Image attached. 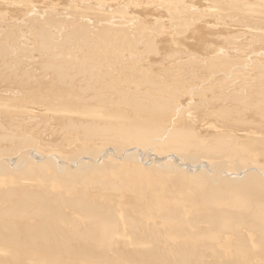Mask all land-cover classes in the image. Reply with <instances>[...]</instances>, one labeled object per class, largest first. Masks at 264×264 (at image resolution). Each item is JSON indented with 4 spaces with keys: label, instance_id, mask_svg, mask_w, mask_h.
<instances>
[{
    "label": "bare ground",
    "instance_id": "obj_1",
    "mask_svg": "<svg viewBox=\"0 0 264 264\" xmlns=\"http://www.w3.org/2000/svg\"><path fill=\"white\" fill-rule=\"evenodd\" d=\"M1 1L3 0H0V2ZM16 1L19 2L18 0ZM16 1L14 0V2ZM28 1L29 0H25V1L23 0L21 2L20 0L21 3H18V5L20 6L22 5V3L25 4ZM30 1L33 2V0ZM45 1L43 2L42 0L40 2V3H44L42 4V6L39 3L38 4L36 3L35 5L36 0L34 2V5H32L30 2V4L29 3L26 4L28 5L27 9L34 11L40 5V7H43L45 9L43 10V12H45V14L47 15L49 12L46 11L48 10H52L50 13L56 14L59 9L62 10L65 7L67 13L69 12L68 14H70V16L72 15L71 17L73 19L74 18L73 16H75L74 13L76 11H79L80 16L84 12V10L89 12L88 15L94 14L96 16L97 14L96 12H98V14L104 12V8L105 9L109 8V10L111 8L114 9L117 6L121 5L122 2L123 6L121 8H124L125 10L124 9L123 10L125 11V13L127 11V13L126 14L121 13L120 11L122 10L119 9V12L121 14L118 16L122 15L121 18L123 19L127 18L129 21H131V26L137 27L139 31L143 30L141 31L142 33L140 34L141 40L142 38L143 39L145 38L143 34L146 33L143 32L144 30L147 29L149 21L152 23H154L155 20L159 21L160 18L158 16L160 14L161 15L164 14L162 11L166 10L167 11L166 14L167 13L169 14V12L171 11V9H168L169 8L168 4L170 5L172 4L173 6L175 5L174 2L175 1L177 2V0L175 1L154 0L155 3H157L156 6L150 7L149 6L150 4L152 3L155 4L153 0L152 1L145 0L148 2L150 1V3L147 2V4H149L148 6L146 5V2L144 3V1L142 0L143 6L146 5L145 7H143L141 6L142 3L140 4V2H142L140 0L138 1L136 0V2H134L135 0L134 1L115 0L116 3L112 2L113 0L111 1L110 0H45ZM180 1L182 2V0H179V2L177 3H180ZM206 1L205 2L203 1V3H206ZM213 1L215 2L216 0ZM218 1L219 0H217L216 4L215 3L213 4L214 6L212 5L214 8L219 3ZM223 1H225L224 5L226 6L227 1L226 0ZM223 1H221V3ZM249 1L251 0H248L247 2L245 0L246 4L253 2V0L252 2ZM255 1L256 0H254V2ZM12 2L10 3L13 5ZM230 2L231 1L228 0V4ZM232 2H234L233 5L235 7V0ZM241 2L242 1H240V3ZM245 2L243 3V5L245 4ZM262 2L260 3L259 1H257L256 3H252L251 5L253 6L254 4H256L255 9L248 8L250 6L247 7L248 12L246 13H248L247 14L248 17L246 18H248L247 21L249 26L247 27L245 23H242V27L240 26V29L246 26L247 28H249L248 30H246L247 34L248 33L249 34L244 35L245 33H243V35L240 36L239 34L237 35V37L254 36L253 37L254 39H251V37L249 39L254 40L255 42L256 38H258L256 37V35L264 31L261 30L262 29L261 26H263L264 29V0ZM10 3L8 1V4ZM65 4H68V6H65ZM113 4L115 6H112ZM165 4H167V6H165ZM209 4L208 3L205 4L204 5L205 8L203 6L200 7H203V9L206 8L211 9L212 7L211 3ZM80 5H83V8H81ZM182 5L183 7L184 6L187 7L186 9L189 8V6L183 4V2ZM207 5L211 7H206ZM224 5L222 8V6L219 7L218 4L217 6L219 9L218 8L216 9L222 12L225 7ZM230 5L231 4H229V6ZM95 6H100L101 10H99V8H95ZM163 6H165V8L166 7L168 8L167 9L163 8L164 10H161L162 13L161 12L160 14L157 13L158 15L157 17L154 16L155 14L152 15V12H150L151 11L150 9L152 8L157 7L160 9ZM147 7L148 8L150 7L149 9L150 11H148ZM258 7L260 8L258 9ZM15 8L16 7H14V9ZM173 8L174 10L176 9L175 7ZM173 8L171 12H173ZM220 8H222V10ZM113 9H111L110 13H114L115 15L117 11L112 12ZM38 10L36 9V13H38ZM202 10H201L202 15L203 14L208 15L209 11L211 13V10L209 9L208 12L207 9L206 11L205 10L202 11ZM217 10H214V14L211 13L209 20H207L208 18H206L207 17L206 15L203 16L205 17L204 21L206 22L210 21V18L215 19V16L217 15L216 14ZM227 10L228 8L226 9V11ZM229 10L228 12H226V14L231 13ZM240 10L241 9H239V11ZM177 11L176 13L173 12L174 16L171 15L173 17L166 19V21L165 18H163L164 21L170 22V19H173L174 17L177 18L179 15L181 16L179 9ZM107 12L108 11L106 10V12L104 13ZM235 12L231 13L232 14V15L230 14L231 16L227 15V17L229 18L231 17L230 18L231 20L237 19L238 21L240 18L239 17L240 12L237 11L238 13L236 14ZM50 13H49L50 16L53 15ZM110 13L108 14L110 15ZM177 13H179L178 16L176 15ZM222 13H225V11ZM243 13H245V11ZM243 13L241 12V14ZM183 14L181 17L178 18L183 19L182 18ZM190 14L188 13L187 16L189 15L193 16L192 19L194 18L193 20L195 22L196 18L198 17L197 14L199 13H197L195 16L193 15V13ZM85 15L86 14H84V16ZM233 15H237V18L236 16H234L235 18H232ZM36 16L38 15L36 14ZM82 16L79 17L78 15H76V19L80 18V21H82L83 20ZM106 16L105 14L101 13L100 17L103 18ZM109 17L111 18V16ZM109 17H106L105 19H109ZM115 17H117V15ZM227 17L225 16V19H227ZM68 18H67L68 19L67 24L68 26H70L69 22L70 21L72 22V19L70 20L69 16ZM86 18L89 19L90 17H86ZM187 18L183 19L184 23L186 22L188 23V21L186 20ZM76 19L75 21H78L80 25V21ZM163 19L160 20V22H157L158 24L155 27L158 28L159 23H161ZM213 19H211V21ZM216 19L217 21L219 20L218 18ZM90 20L92 21L93 18H91ZM103 20H101V22ZM83 21H84L83 23H85V20ZM99 21L100 20H98L97 23L101 24V22L99 23ZM110 21L111 20H109V22ZM179 21L177 23L175 21L176 24L173 22V28H176L178 25L179 26L183 25L182 28L181 27L179 28L178 26L176 29L179 31L180 29H183L186 26L187 27L185 28L186 31L185 29L180 30L179 31L181 35L180 36L177 30L173 28L172 29L174 32H177V34L180 37H183L187 33V30L190 29V28L188 29L187 25L189 24L192 25V23L189 24L186 23L187 25L184 26V24ZM202 21L201 23L200 22L199 23L202 24ZM217 21L215 22L216 24L218 23ZM237 21L234 20L233 21L234 24H237L235 23ZM241 21L242 19L240 18V23ZM60 23H62V21ZM72 23L71 26L69 27L70 29H72L71 28ZM77 23H75V25L78 27H80L83 24L81 22V25L79 26L77 25ZM119 23L120 22H118L117 24L116 22L113 24L114 25L116 24L115 26H117L120 25ZM170 23H172V21ZM215 23H213L212 25H214ZM67 24L64 23L61 26L63 27L64 25L66 26ZM109 24L110 23H108V25ZM124 24L122 23L120 26H123ZM174 24L176 25L175 27ZM206 24L205 27L207 26ZM239 24H237V26L232 25L234 26L233 31L237 29ZM243 24L245 26H243ZM45 25L46 24L43 25V28ZM94 25H96V22L95 24L93 25L91 24L90 26H94ZM114 25L111 26L110 24L109 28L112 27L113 29L116 28L114 27ZM128 25L129 24L127 23V25L125 26L128 27ZM160 25H163V23H161ZM169 25L171 28L172 25L171 24ZM212 25L210 24L208 26H211V29L212 28L216 29L217 25H215V28L214 26L212 27ZM221 25H222L221 27L224 26L223 24ZM56 26L57 25H55V27ZM65 26L64 28H66ZM257 26L258 27L260 26L261 29L258 28ZM40 27H42V25ZM78 27L76 28L78 29ZM84 27L86 29L88 28V26L87 27L84 26ZM221 27L219 26L220 29ZM35 28H37V26ZM43 28L38 27L37 29L39 31L35 30L36 31L35 33L38 32L39 34V37L36 34V36L38 37L37 38L38 39L37 42L39 43L38 46L41 48L39 50L41 52L45 50L42 53L46 54L47 52L46 50H49L50 47L51 49L49 52H51L53 45L50 46V44L52 43H49L51 41L48 42V39L49 38L51 39L52 37H49L50 34L48 33L49 35H47L48 31L46 29L45 31ZM76 28L73 27L72 30L74 31ZM104 28H108V27H104ZM118 28L120 29V27H117L115 29L116 34L119 33ZM231 28L232 27H229L230 30H232ZM52 29H54L53 26ZM62 29L63 28H61V30ZM193 29L195 30V28ZM56 30L57 29H55V31ZM67 30L64 32L65 34L68 33L69 35L71 33L70 32L71 30L70 31ZM87 30H86L87 32L86 34H88L90 30L91 31L94 30V28L93 29L91 28L88 31ZM95 30L98 31V27L95 28ZM95 30L92 31V33L95 32ZM166 30H168V28ZM57 31L56 34L59 32ZM104 31L105 30L103 29L101 30L102 33ZM199 31H200L199 35L205 36L203 31L201 30ZM74 32L77 33L78 30L77 31L75 30ZM83 32L85 31L83 30ZM170 32L171 31H169L168 33ZM35 33H33L34 36ZM111 33L112 32L110 31L108 32L109 35ZM148 33L150 32H147L146 37L149 35ZM189 33L192 34V37H190V39L192 40L190 41H192L193 43V39H194L193 37L196 36L195 35L196 32L194 31L192 33L191 32ZM193 33L195 34L193 35ZM97 34L99 37V33L97 32L95 35L90 34L89 37L92 38L94 36L96 38L95 40L98 41L95 42L98 43V45H101L99 47H102L103 44L102 41L105 38L103 37V35L101 36L100 34L101 38L99 37L100 39L99 38L97 39L96 37ZM80 35L81 34L78 32L77 36L80 37ZM169 35L170 38H172L176 34L172 37H171L172 35L171 33ZM199 35H198V40H200L199 41L200 43L201 42L203 43V41H201L202 37H199ZM259 35H264V34L261 33ZM66 36L64 35L63 37ZM77 36L76 34L74 35L75 38ZM94 37L92 39H94ZM185 37L184 39H186ZM233 37L230 36L231 39ZM90 38L87 39V41L90 40ZM147 38H150L151 40L150 36ZM69 39L72 40L71 37L68 38V40ZM107 39L111 42V44H113L116 38L111 37V39H114V41L113 40L111 41L110 38ZM173 39H169V40L171 41ZM240 39L242 40V38ZM249 39L246 42H248ZM176 40L178 41L180 39H176ZM186 40L188 41V39ZM223 40L224 39H222L221 41ZM237 40L240 41L239 38ZM243 40H246V38ZM87 41H85V43L89 42ZM151 41L146 43L143 40L142 43H146V45H148V43H150ZM155 41L158 42V39L156 38ZM170 41H168V43ZM177 41L174 44L171 41L173 44L172 47H174L177 44ZM190 41L188 43H190ZM234 41H236V39ZM260 41L262 40H259L258 42ZM81 42L83 44L84 41L82 40ZM99 42L101 44H99ZM154 44L156 45V43ZM142 45H144L145 47V44ZM155 45L154 48H156ZM177 45L175 47L178 46H179L178 48L181 47L180 44L178 46ZM118 46L120 47V45ZM118 46L117 48L112 47L114 48L113 50L117 49L116 53H118V49L120 50ZM149 46H146V49L147 48L151 49L152 46L150 47ZM162 46L160 47L162 48ZM240 46L241 45H239V47ZM80 47L83 48V45ZM192 48L194 50V47ZM93 49H92V53L94 51ZM224 49L225 48H223L222 50ZM98 50L100 51L101 48ZM112 51L111 53H114V51L113 52ZM87 52H89L90 54L91 51L87 50ZM102 52L103 51H100V54ZM106 52L107 54L111 55L110 53H108V51H105V54ZM183 52L186 53V51ZM192 52L193 51L190 52V55L192 54ZM107 54L105 56H107ZM153 54H156V52ZM228 54L225 57H228ZM245 54L246 53H242V55L241 54L240 55L245 56ZM46 55L47 56L45 60L49 56L48 54ZM93 55L96 56L95 54ZM170 55L174 57L177 56V54L176 55L170 54ZM170 55H167L168 59ZM260 55H263L262 52ZM114 56L111 55L112 58H114ZM142 56L143 55H141L140 57L142 58ZM246 56L249 57L250 54L249 55L246 54ZM96 57L92 56V58L94 59ZM107 57L110 58V56ZM252 57L254 56L252 55ZM221 58L223 57H220V59ZM235 58L233 57L234 60ZM3 59H4L3 48L0 47V62ZM250 59L251 58H249V60ZM178 60L179 59H177L176 61ZM223 60L224 58L222 59V61ZM143 61L146 62V60ZM213 61L216 62V60H212V58H210V62L213 63ZM244 61L246 60L244 59L243 62ZM262 61L263 60H261V62ZM49 62L51 61L49 60ZM168 62H170V59L168 60ZM253 62L251 61V63ZM261 62L260 65L264 66V64L262 65ZM44 63H46V61ZM190 63L192 64L193 62ZM225 63L224 62L222 63L224 64L223 65L224 73L226 70L231 69L232 65L234 67V63L237 64L240 62L236 63V61L235 62L231 61L232 65L230 64V62H229L230 65L226 64L231 68H229L228 66L226 67ZM214 65L217 64L214 63ZM65 66L66 65H61V63L55 64L51 62V63H47L45 68L48 72V75L49 73L51 74V79L49 82L48 81L45 82V84L43 85V89L48 90V92L50 91L51 94H53L52 92L55 91L57 93H61L58 94L59 96H61L62 94L68 96L66 100H63L64 97L63 98L61 97L62 101H59L58 98L56 99L54 98V100L56 101L58 100L59 102L57 103L55 101L56 102L55 103L54 100H52L55 103V104L50 103L52 107L51 105H49V107H47L48 105L44 106L45 105L44 101L43 104L40 105L43 106L42 110H44V112L48 111L49 113L52 112L57 115V117H55L56 122L54 120L52 121L56 123L55 124L56 126L54 127L58 129L57 131L58 134L56 133L57 135H55L54 137L48 138L47 139L48 142L49 139L52 140L50 143H56L54 144L55 145L54 147L56 148H69L73 146L72 149L74 148L75 150H77L76 147L80 146V149L78 148L79 149L78 153L84 152L85 153L84 155L92 151L94 152L93 154L95 156H98L100 152H107L106 150L101 151V149L107 147H111V149L109 150H111L110 152L112 153L110 154L108 153L109 155L104 156L102 159H99L102 160L100 165H97L96 163V161L99 160L88 161L87 164H85L84 166L82 165V167L76 168L71 171H64L59 167L58 168L55 167L50 161H45V160H42V162L40 163L36 162L37 164L31 162L30 164L23 167H21L20 164L13 165L14 169L13 171L10 172L5 171V168L0 166V254L3 253V255L0 256V264H264V107H263L264 97L262 98V96H264L263 95L264 83L263 82L260 83L261 79L260 80L257 79V81L259 82H255V84H257V87L259 86V88L261 89L258 91V88H255L258 91L257 92L253 88L255 91L253 92L251 91L250 93L251 94L250 96H252L254 92L257 93V95H253L254 96L253 100L255 99V102L253 100H250L251 97L249 96L248 97L250 99L247 96L246 97L247 99L250 100V103L248 102L245 103L243 101V98L241 100H239L240 98L238 99L239 100L238 102L241 103L244 102L245 104H249L252 107L253 102L256 103L257 99L259 101L262 98L263 100H260L258 102L261 104L262 106L261 108L258 107L259 104H257L258 106L254 104L253 107L255 105L257 107L255 106L256 109L254 107V109H252L249 114H244L243 113L244 111L239 112V109H241V107L240 108L238 107L239 106L238 102L235 103L236 105L238 104V106L236 107L233 101L236 102L235 100H237L238 97L240 96L242 97V95L240 94H244V92L247 91H244L242 93L241 91H236V93L238 92V94L236 95L234 92H231V90L230 91L228 90L229 93L231 92L235 94L234 100L233 98H231L233 95L228 97L229 99L233 100L230 103H233V105L235 106L229 105L225 107H220V106L218 107V105L214 103V105L212 104L213 107L212 105L211 107L208 106L211 109H209L208 112L206 111L207 112L206 113L204 109L207 110L208 107H206L207 105H204L206 101H204L203 103V100H205L206 98L205 99L202 98L203 100L200 98V101L202 100L203 105L207 108L206 109L204 107L202 111L200 110L202 112L201 114V112L199 111L200 106L198 107V105L201 104L200 101L197 102L200 103L198 105L195 102L196 107L198 108H196L195 106L193 108V105L195 104L193 103L191 104L192 100H197L198 97L196 99L191 98L192 100H189L185 103H181L182 99L180 97L175 98V93L172 92L173 90L170 89L172 93H169L170 92L169 90H163L159 86H156L155 83H158L157 77H154L155 79H157V80L154 79L155 81L154 82L152 81V79H150L151 76L149 78L148 77L149 75H144L147 73H144L142 77L140 76L138 78L139 80L140 78L142 80V81L140 80L141 84L139 85L141 86V89L145 90L144 92H133V93L118 92L119 93L118 94L116 90H113L110 86H106V85L102 87L100 86L98 79L101 78L104 79V77H109V74L108 76L101 77L102 75V73H100L101 69L99 70L97 69L99 71L97 73L101 75L95 73V75L97 74L96 76L99 75L98 78H95L96 77L95 75H94L95 77H93L92 66H90L91 68L89 67L90 70L92 71L91 73L92 75L89 74L90 72V71L88 72L89 69H86L85 71H87L88 73L84 71L85 73L81 75L78 74L79 75L78 78H75L76 75L74 74L70 75L68 73L69 69L66 68ZM217 69L219 68H216V70ZM150 70L147 67V71ZM216 70L215 72H217ZM219 71L220 70H218L217 74L221 73V71L220 73ZM42 72H44V69L42 70ZM103 75H105V73ZM46 76L45 78L48 77ZM23 77L24 76H22V78ZM27 79L28 78L22 80L20 78L19 80L21 81V83H24L26 82ZM104 81L106 82V80ZM162 82H166V81L163 80ZM259 83L263 84V86H260ZM237 87L238 90H240L239 86ZM237 87L236 88L234 87L232 91L236 90ZM240 87H242V85ZM252 87L254 86L252 85ZM241 89L244 90L243 87ZM35 91H33L34 94L36 92L38 93V91L36 92ZM0 92L2 93V91ZM158 92H160V94L161 93L162 94L167 93V94L157 96ZM259 92L262 93V95H260ZM39 93H41V91ZM155 93L156 95L154 96ZM36 95L37 94H35L34 96ZM70 97L72 99H70ZM235 97L237 98L235 99ZM257 97H261V98H257ZM224 98L225 96L223 97V99ZM176 99L178 100V102ZM6 100H13V98H9ZM112 101L114 107L116 106V110L112 109V105H113L111 104ZM208 101L209 100L207 99V104L209 105ZM20 102L21 101H19V103ZM17 105H18L17 103L1 105L6 108H13L16 111L18 110L17 112L14 113L5 112V113H11L10 117L12 118V122H14V124H12L10 121L5 122V126L10 127L11 129V134L9 136H7L2 132V128L0 124V143H3L5 146L8 144H13L15 141H17V144L15 143L17 146L23 143H28V141L26 140L28 138L27 136L28 134L30 135L32 134L33 135V136L31 135L32 137H34L35 135L36 137L37 134L43 132L41 130V132L39 133L40 131L39 129L38 131L34 132L37 126L38 125L40 126V124L35 123V120L37 121L38 118L40 117L42 118V116L40 114L38 115L37 113V112L40 113L42 112V110H39L41 107L35 103L34 105L36 107L39 106V109L34 108L35 106L33 105H31L33 106V108L30 109L29 108L30 105H29L28 106L29 109H27L28 111H26L27 112L26 113L25 112L26 108L23 107V105L25 106V104L21 105L23 109H25L23 111L21 110V106L19 108L21 111H19V109L17 108L19 106ZM244 105L241 104L242 107ZM107 108H110L112 110H108ZM201 108H203V106ZM123 109H125V111H122ZM247 109H244L246 110L245 112H248V110L251 108H249L248 110ZM196 110L198 112H196ZM32 112H35L33 113L34 115L32 114ZM52 113H51L52 116L51 115H47V116L48 117L51 116L53 118L54 114ZM189 115H191L190 116L191 118H189ZM44 117L45 115L43 116V118ZM48 117H46L45 120ZM33 119L34 122H30ZM38 121L41 122L42 120L40 121L38 119ZM47 121L48 119L45 122L47 123ZM54 123H51V125ZM18 124H20V127H18L19 126ZM49 126H46L45 128L48 129ZM17 127H18L17 130L21 133H17L15 131ZM24 132H27L26 139L23 136L25 134ZM42 134L44 135V133ZM40 136H38V138L36 137L38 141ZM43 137H47V136L45 135ZM129 149H131L132 152H134L135 149L137 150L136 157L128 153ZM148 149H152L153 151V153H151L153 155L149 157L152 159V160L149 159V161H151L149 165L141 163L143 161V157H137L139 155L141 156L142 153L139 154L140 151L144 152L143 150H145L146 152V150ZM117 154L118 156H115ZM160 157H164V158L157 159ZM176 157H179L181 159L184 158L185 161L187 159L189 162H192L193 165L192 164L190 165L188 161L185 163H180L181 160L179 159L180 161H178ZM136 158L140 162L137 161ZM134 162H139L141 166ZM24 181L26 183L29 182V184L26 183H25L26 185L23 184ZM119 246H123V250L120 249V251H122L121 253L123 254L121 255H119L120 253L114 254L115 251H117L116 253L119 252V249L115 250V248H118Z\"/></svg>",
    "mask_w": 264,
    "mask_h": 264
},
{
    "label": "rangeland",
    "instance_id": "obj_2",
    "mask_svg": "<svg viewBox=\"0 0 264 264\" xmlns=\"http://www.w3.org/2000/svg\"><path fill=\"white\" fill-rule=\"evenodd\" d=\"M8 1H9V3L10 2H12L13 3V5L10 3V4H8ZM16 1V0H15ZM19 2H14V0H5V2H4V0L3 1H1L0 2V47H2L3 48V57H4V59L0 62V91H2V93L0 92V113H2V114H0V124H1V128H2V132L4 133V134H6L7 136H9L10 134H11V129H10V127H6L5 126V122L6 121H10L12 124H14V122H12V118L10 117L11 115V113H14V112H17L15 109H13V108H6V107H3V106H1L2 104H12V103H17L18 105L17 106H19V107H17L18 109L20 108V106L21 105H23V104H25V106L23 105V107L24 108H26V110L25 109H23V107L21 106V110L23 111V110H25V112L26 111H28L27 109H31V108H33V106H35L34 104L36 103L37 105H42L43 104V101L45 102V105L44 106H47V107H49V105H51L50 103H53V104H55L56 102L58 103L59 101H62V98H63V100H66L67 99V97L68 96H66L65 94V96L62 94L61 96H59L58 94H61V93H57V92H55V91H53L52 93L53 94H51V92L49 91L48 92V90H46V89H43V85L45 84V82L46 81H50V79H51V74L49 73V75H48V72H47V70L45 69L46 68V65H47V63H51V62H53V63H55V64H59V63H61V65H66L65 67L66 68H68L69 70V74L70 75H72V74H74V75H76L75 76V78H78V74H83V73H88L89 71V74L90 75H92L91 73H92V71L90 70V66H92V70H93V77H95L97 74H99V73H97V72H99L98 70L99 69H101L100 70V73H102V75L105 73V75H101V74H99V75H101V77H104V76H108V74H109V77H104V79L103 78H101V79H98L99 80V83H100V86L102 87V86H104V85H106V86H110L113 90H116V92L118 93H133V92H144L145 90L144 89H141V86L139 85V84H141L140 82L142 81L141 80V78H140V80L138 79L140 76L142 77L143 76V74L144 73H147V74H144V75H149L148 77L150 78V76H151V78L150 79H152V81H154V77H157V79H158V83H155V85L156 86H159L160 88H162L163 90H169L168 92L169 93H172V92H174L175 93V98L176 97H180L181 99H182V101H181V103H185V102H187V101H189V100H192V99H196L197 97V100H192V102H191V104L193 103V104H195V105H193V108H194V106L196 107V103L197 102H199L200 101V98L202 99H205V100H203V103H204V101H206L205 102V104L204 105H207L206 107H211V105L213 104L214 105V103L216 104V105H218V107L220 106V107H225V106H229V105H233V103L235 104V103H237L239 100H241L242 98H243V101L245 102V103H250V100H253V98H254V96L253 95H257V93L256 92H254L253 93V95L252 96H250L251 94V91L253 92V91H255L256 89L255 88H258V91L261 89V88H259V86L257 87V84H255V82H259V81H257V79H261L260 80V83H264V68H261V67H264V66H261L260 65V62H261V60H263L262 62H261V64L263 65L264 64V35H259V34H264V31H262V32H260L258 35H256V37H258V38H256V40H255V42H254V40H250L249 38L251 37V36H248V37H237V35H239L240 34V36L241 35H243V33H245L244 35H248L247 34V31L246 30H248L249 28H247L249 25H248V21H247V19L248 18H246V17H248L247 16V14L248 13H246V12H248L247 11V9L248 8H252V9H255V5L256 4H254V6L253 5H251L252 3H256L257 1H259L260 3L263 1H260V0H256L255 2H254V0H253V2H252V0L251 1H249V2H252V3H247L246 4V2L248 1V0H246V2H245V0L243 1V0H240V1H242L241 3H240V1L239 0H235V7H234V2H232V1H234V0H230L231 2L229 3V4H231L230 6H229V4H228V0H226L227 2H226V6L224 5L225 3V1H223V0H221V1H223L222 3H221V1L219 0L218 2V4H219V7H221L222 6V8H223V5L225 6L224 7V9H223V11L222 12H224L225 11V13H222V12H220L219 10H217L216 8H218V4L216 5V7L214 8L213 6V4L215 3L216 4V2H217V0L214 2L213 0V2L212 1H210V0H203L204 2L206 1V3H203V1H201V0H182V2H183V4H185V5H188L189 6V8L188 9H186L187 7H183V5H182V2L180 1V3H177V2H179V0H177V2L175 1H173L174 2V4L175 5H173L172 6V4L170 5V4H168L169 5V8L168 7H166L165 8V6H167V4H165V6H163L162 8H157V7H155V8H152V9H150V7L151 6H156V4L157 3H155V1H157V0H153L154 1V3L155 4H147V2L148 1H145V0H143L144 1V3L146 2V5L148 6H150L149 8L147 7V9H148V11H150V12H152V15H154V16H158L157 15V13H159L160 14V12H161V10H164V9H171V11H172V8L173 7H175L176 9L174 10V8H173V12L174 13H176V11L179 9V12L181 13V16H182V14L184 13V11H185V9H186V11H185V13H193V15L195 16L197 13H199V14H197L198 15V17L196 18V21L194 22V18L192 19V17L193 16H187V14H183V19H185V18H187V17H189V18H187L186 20L188 21V23L187 24H189V23H192V25L191 24H189V25H187L186 23H184L183 22V19H179L178 17H181L180 15H179V13H177L176 15L178 16H176L177 18H173V19H170V22L172 21V23H170V22H165L166 21V19H169V18H172L173 16H174V14H173V12H169V14L170 13H172V14H166V10L165 11H162L164 14H160L158 17L160 18V20H162L163 18H165V21H164V19H163V21H161V23H163V25H160L161 23H159V25H158V28L157 27H155L158 23L157 22H160V20L158 21H156L155 20V22H154V19H153V22L154 23H152V22H150L149 21V24H148V26H147V29L146 30H144V32L143 33H146L147 34V32H150L151 34H152V32H153V34L151 35L150 33H148L149 35L147 36V37H151V40H152V37H153V40L151 41L150 40V38H147L146 37V34H143L144 36H145V38L143 39L142 38V36H141V38H142V40L140 39V34L142 33L141 31H143V30H138V28L137 27H135V26H131V21H129L127 18L126 19H123V18H121L122 17V15L121 16H118V15H120L121 13H125V9L124 8H121L123 5V3L121 2V5H119V6H117L116 8H111V9H113V11L112 12H116V14L114 15V13H110L111 12V9L109 10V8H104V12H106V10L108 11L107 13H104V12H101L102 14H105V16L106 15H108V16H106V17H109V16H111V18L112 19H114V18H116V19H114V20H112L110 17H109V19H105L106 17H100L101 16V13H99L98 14V12H96L97 14H96V16L93 14H90V15H92V16H90V15H88L89 14V12L88 11H86V10H84V12L82 13V11H81V13H82V19L83 20H85V23H83L84 21L82 20V21H80V18L79 19H76V15H78L79 17H81L80 16V13H79V11H76L75 13H74V15L75 16H73L76 20H79L80 21V25H81V22L84 24H82L81 26L79 25V22L78 21H75V19L73 20L72 19V15L70 16V14H68L67 13V10H66V8L64 7L63 9H65L66 10V13H65V10H61V9H59L58 10V12L54 15L53 13H50L52 10H48V11H46V12H49L50 14H53V15H49V13L46 15L45 14V12H43V10H45L43 7H40V5L36 8L37 10H38V13H36V9L34 10V11H31V10H29V9H27L28 8V5H26V4H30V2H31V4L32 5H34V2H35V0H33V2L32 1H28L27 3H22V5H18V3H21L23 0H21V2H20V0H18ZM25 1V0H24ZM37 1L38 0H36V2H35V5H36V3H37ZM42 1V0H41ZM41 1H38V3L39 4H41V6H42V4H44V3H40ZM45 0H43V2H44ZM111 1V0H110ZM130 1H132V0H130ZM134 1V0H133ZM138 1V0H137ZM140 1H142V0H140ZM139 1V2H140ZM143 1L142 2H140V4H141V6H143ZM152 1V0H151ZM46 2V1H45ZM112 2H115V0H113ZM134 2H136V0L134 1ZM138 2V3H139ZM185 2V3H184ZM195 2V3H194ZM239 2V3H238ZM245 2V4L243 5V3ZM37 3V4H38ZM116 3V2H115ZM148 3H150V1L148 2ZM177 3V4H176ZM194 3V4H193ZM209 4V3H211V6L213 7V10H212V7L211 6H209V5H207L206 7H211V9L210 8H206L207 9V12L209 11V10H211V13H213L214 14V10H217V15L215 16V19H213V18H210V21H204L205 19V17H203V16H205L204 14L202 15V12H201V10L203 9V7L205 8V4ZM263 3V2H262ZM15 4H16V6H15ZM24 4V5H23ZM180 4V5H179ZM197 4V5H196ZM241 4V5H240ZM145 5V6H146ZM193 7H196V8H193ZM196 5V6H195ZM240 5V6H239ZM8 8H7V7ZM18 6H19V8H18ZM65 6H68V4H65ZM81 6V8H83V5H80ZM79 6V7H80ZM112 6H115L114 4L112 5ZM145 6H143V7H145ZM159 6V5H158ZM177 6V7H176ZM179 6V7H178ZM180 6H182V7H180ZM200 6H203V7H200ZM228 6V7H227ZM248 6H250V7H248ZM12 7H13V9H14V7H16L15 9H14V11H13V9H12ZM200 7V8H199ZM228 8V10L230 9V8H232V9H230L229 11L231 12V13H234L235 12V9H236V12H235V14L236 13H238V12H240V14H239V17L242 19V21H241V23H240V18H239V20L237 21V19H230L229 17H227V15H229V16H231L230 14H226V12H228V10L226 11V9ZM248 7V8H247ZM43 8V9H42ZM95 8H99V10H101L100 8V6H95ZM157 8V9H156ZM164 8V9H163ZM202 8V9H201ZM222 8H220L221 10H222ZM235 8V9H234ZM260 7H258V9H259ZM103 9V8H102ZM115 9H118V10H115ZM119 9L120 10H122V11H120L119 12ZM124 9V10H123ZM146 9V8H145ZM150 9V10H149ZM183 9H184V11H183ZM206 9H203V10H205L206 11ZM209 9V10H208ZM219 9V8H218ZM238 9V10H237ZM239 9H241L240 11H239ZM130 10V9H129ZM153 10V11H152ZM156 10H157V12H156ZM183 11V13H182V11ZM188 10V11H187ZM202 10V11H203ZM12 11V12H11ZM63 11H64V13H63ZM124 11V12H123ZM169 11V10H168ZM199 11V12H198ZM213 11V12H212ZM238 11V12H237ZM245 11V13H243ZM161 12V13H162ZM178 12V11H177ZM197 12V13H196ZM206 12V13H207ZM241 12L243 13V14H241ZM13 13V14H12ZM34 13V14H33ZM108 13H110V15L108 14ZM126 13H127V11H126ZM125 13V14H126ZM195 13V14H194ZM205 13V12H204ZM211 13H210V11H209V14L208 15H206L207 17L206 18H208L207 20H209V17L211 16ZM221 13H222V15H221ZM32 14V15H31ZM36 14L40 17H38V16H36ZM58 14H60V15H58ZM63 14V15H62ZM66 14H68V15H66ZM84 14H86V15H88V16H84ZM113 14V15H112ZM201 14V15H200ZM212 14V15H213ZM224 14V15H223ZM67 17H66V16ZM117 15V17H115ZM171 15H173V16H171ZM185 15V16H184ZM238 15V14H237ZM237 15H233L232 16V18H235L234 16H236V18H237ZM9 16V17H8ZM61 16V17H60ZM63 16H65V17H63ZM68 16L70 17V20L72 19V22L74 21L75 23H77V25H79L80 27H78V26H76L75 25V23L73 22H69V24H70V26H71V23H72V29H73V27H78V29L76 28L75 30L77 31L78 30V32L81 34L80 35V37H78L77 36V34H78V32L76 33V32H74L72 29H70L69 27L70 26H68V24H67V20L69 19L68 18ZM102 16H104V15H102ZM166 16V17H165ZM224 18H223V17ZM225 16L227 17V19H225ZM84 17H85V19H84ZM86 17H90L89 19L88 18H86ZM114 17V18H113ZM120 17V18H119ZM124 17V16H123ZM168 17V18H167ZM201 17V18H200ZM203 17V18H202ZM39 18V19H38ZM57 18H60V19H62V20H60V19H57ZM68 18V19H67ZM91 18H93V20L91 21L90 19ZM102 18V19H101ZM192 20H191V19ZM216 18H218L219 20L217 21V19ZM221 18H223V19H221ZM245 20H244V19ZM64 19V20H63ZM86 19H88V20H86ZM100 20L99 21V23L101 22V20H103V21H105V22H101V24H98L97 22H98V20ZM181 20V21H179V20ZM190 19V20H189ZM198 19V20H197ZM202 19H203V21H202ZM211 19H213L212 21H214V22H212L211 21ZM59 20H60V22L62 21V23H60L59 22ZM109 20H111L110 22H109ZM121 20V21H120ZM234 20H236L237 22H235V23H237V24H239L238 25V27H237V31L235 30V31H233L234 30V26H237V24H234ZM243 20H244V22H243ZM63 21H65V22H63ZM90 21V22H89ZM123 21V22H122ZM167 21H169V20H167ZM175 21H176V23L179 21V22H182L183 24H184V26L185 25H187L188 26V29L189 30H187V33L183 36V37H180L181 35H180V30H183V29H185V28H187L186 26L183 28V29H180L179 31L176 29V28H173V22L175 23ZM198 21V22H197ZM201 21H202V24H200L201 23ZM218 22V23H221V24H225V23H227V24H225L223 27H221L222 25L221 24H216L215 22ZM227 21V22H226ZM93 22V23H92ZM95 22H96V25H94V26H90L91 24L93 25V24H95ZM117 22V24H118V22H120L119 24L121 25L122 23L124 24L123 26H125V25H127V23L129 24L128 25V27L127 26H125V27H123V26H120V25H117V26H115L113 23H116ZM194 22V23H193ZM200 22V23H199ZM212 22V23H211ZM60 24V26H59V24ZM64 23H66L67 25L65 26L66 28H64V26L62 27L61 25H63ZM102 23H104V24H102ZM108 23H110L111 24V26L112 25H114V27H120V29H119V33H115V29L116 28H114L113 29V27L112 28H109L110 27V24L108 25ZM175 23V24H176ZM207 23V24H206ZM208 23H210L211 25L213 24V23H215L214 25H212V27L214 26V28H215V25H217V27H216V29H211V26H208V25H210V24H208ZM228 23H230V24H228ZM233 23V24H232ZM242 23H245V25L247 26H245L244 24H243V26H245L244 28H241L240 29V26L242 27ZM39 24H41L42 25V27H40L41 25H39ZM44 24H46L45 26H44V28H43V25ZM87 24V25H86ZM89 24V25H88ZM97 24H98V26H97ZM165 24H166V27H165ZM168 24V25H167ZM169 24H171L172 25V27L170 28V25ZM174 24V27L176 26ZM204 24V25H203ZM205 24L207 25L206 27H205ZM55 25H57L56 27H55ZM106 25V26H105ZM227 25V26H226ZM231 25V26H230ZM232 25H234V26H232ZM37 26V28L39 27V28H43L44 30L46 29L48 32H47V35H49V37H52L51 39L49 38L48 39V42L49 41H51V42H49V43H52V44H50V46L51 45H53L52 46V50H51V52H49L50 51V49H51V47H50V49L49 50H46L47 52H46V54H48L49 56L47 57V59L45 60V58H46V54H44V53H42L43 51H45V50H43L42 52L39 50V49H41L38 45H39V43L37 42L38 41V37H39V34H38V32L37 33H35L38 29L37 28H35ZM52 26L54 27V29H52ZM68 26V27H67ZM84 26H88V30H90L91 28L93 29L94 28V30H95V28H97L98 27V31H96L95 30V32H93L92 33V31H94V30H90L89 32H88V34H86L87 32H86V28L84 27ZM89 26H90V29H89ZM151 26H152V28H151ZM163 27V30H162V27ZM168 26V27H167ZM182 26L183 25H181V26H179V28L181 27L182 28ZM191 26V27H190ZM199 26V27H198ZM219 26L221 27V29L219 28ZM261 26V25H260ZM258 27V28H260L261 29V27H262V29L261 30H264L263 29V26H261V27ZM33 27V28H32ZM51 27V28H50ZM84 27V28H83ZM103 27V28H102ZM104 27H108V28H104ZM155 27V28H154ZM161 27V28H160ZM229 27H232L231 29L232 30H230L229 29ZM256 27V28H257ZM32 30H31V29ZM61 28H63L62 30H64V29H68L67 31H70L72 34L73 33H75L76 34V38L74 37V35L75 34H69L68 35V33L67 34H65V32L64 31H66V30H64V31H62L61 30ZM103 30H105L103 33L101 32V30L102 29ZM160 28V29H159ZM168 28V30L169 31H171L170 33L172 34L171 35V37L172 36H174L175 34V38L176 39H180V40H176L174 37H172V38H170V33H168L169 31L168 30H166V29ZM170 28V29H169ZM175 29V30H177L178 31V34L180 35H178L177 34V32H174L173 31V29ZM193 28H195V30L193 29ZM202 28V29H201ZM204 28V29H203ZM226 28H228V29H226ZM236 28V27H235ZM52 29V30H51ZM55 29H57L56 31L59 33H57L56 34V31H55ZM70 29V30H69ZM110 29H112V30H110ZM118 29H117V32H118ZM150 29H151V31H150ZM155 29V30H154ZM243 29V30H242ZM244 29H245V31H244ZM36 30V31H35ZM45 30V31H46ZM83 30L85 31V32H83ZM87 30V31H88ZM100 30V31H99ZM158 30V31H157ZM166 30V31H165ZM196 32V34L195 33H193V35L195 34L196 36H194L193 38V43H192V41H190V40H192V39H190V37H192V34H190L189 32H194V31ZM199 30H201V31H203L204 32V35L206 36H202V35H199V33H200V31ZM217 30V31H216ZM39 31V30H38ZM62 31V32H61ZM81 31V32H80ZM112 32L110 35L108 34V32ZM146 31V32H145ZM162 31V32H161ZM165 31V32H164ZM185 31H186V29H185ZM208 31V32H207ZM64 32V33H63ZM83 32V33H82ZM91 32V33H90ZM96 32L97 33H99V37L101 38V36L103 35V37L105 38L103 41H102V47H99V46H101V45H98V43H96V42H98V41H96L95 39V37H94V39H92V38H90L89 36H90V34H92V35H95L96 34ZM102 34H101V33ZM140 32V33H139ZM155 32H156V35H155ZM168 33V35H167V33ZM216 32V33H215ZM33 33H35V36L33 35ZM49 33V34H48ZM52 33H54V34H52ZM84 33H85V35H84ZM114 33V34H113ZM230 33V34H229ZM36 34H37V36H36ZM51 34H52V36H51ZM100 34H101V36H100ZM104 34H106V35H104ZM117 36H116V35ZM182 34V33H181ZM188 34V35H187ZM211 34V35H210ZM54 35V36H53ZM66 36V37H63V36ZM88 35V36H87ZM155 35V36H154ZM159 35V36H158ZM166 35V36H165ZM187 35V36H186ZM198 35H199V37H202L201 38V41H203V43L201 42H199L200 40H198ZM59 36V37H58ZM68 36H70L71 38H72V40L71 39H69L68 40V38H70V37H68ZM84 36H85V38H84ZM110 38L111 39V37L112 38H116L115 39V41H114V39H111V41L113 40L114 42H113V44H111V42L106 38ZM115 36V37H114ZM164 36V37H163ZM168 36H169V38H168ZM186 36V37H185ZM227 36V37H226ZM230 36L231 37H233V36H236V37H233L234 38V40L236 39V41H234L233 40V38L231 39L230 38ZM261 36H263V37H261ZM74 37V38H73ZM87 37H89L90 38V40H88L89 42H90V45L92 46H90L89 45V42L87 41V39H89V38H87ZM96 37H97V39L99 38L98 37V34L96 35ZM102 37V38H103ZM184 37L186 38V39H188V41L186 40V39H184ZM254 36H252L251 37V39H254L253 38ZM261 37V38H260ZM79 38H81V39H79ZM87 38V39H86ZM99 38V39H100ZM156 38L158 39V42L157 41H155L156 40ZM168 38V39H167ZM174 38V39H173ZM196 38V39H195ZM220 38H222V39H224L223 41H221L222 39H220ZM239 38V40L241 41H238L237 39ZM240 38H242V40L240 39ZM246 38V40H243V39H245ZM37 39V40H36ZM79 39V40H78ZM84 39H86V40H84ZM107 39V40H106ZM118 39V40H117ZM146 39V40H145ZM149 41H151L150 43H148V45H146V43L147 42H149ZM155 39V40H154ZM169 39H173V40H171L172 42H173V44L174 43H176V41H177V44L179 45L180 44V46L182 47H180V48H178V47H172V42L169 40ZM249 39V43L248 42H246L247 40ZM262 40L263 41V43H262V41H260V42H258L259 40ZM78 40V41H77ZM83 40L84 42H83V44H82V42L81 41ZM117 40V41H116ZM120 40V41H119ZM144 40V42H146V43H142V41ZM181 40H183V41H181ZM186 40V41H185ZM196 40V41H195ZM198 40V41H197ZM208 40V41H207ZM85 41H87L88 43H85ZM93 41H94V44H93ZM96 41V42H95ZM107 41H108V43H107ZM168 41H170L169 43H168ZM190 41V43H188ZM211 41V42H210ZM213 41V42H212ZM244 41V42H243ZM257 41V42H256ZM91 42H92V44L94 45H92L91 44ZM110 42V43H109ZM152 42H153V44L154 43H156V45H155V47L157 48H154V45L152 44ZM224 42V43H223ZM227 42V43H226ZM229 42H231V43H229ZM243 42V43H242ZM108 45H107V44ZM119 43V44H118ZM197 43V44H196ZM199 43H200V46H199ZM229 43V44H228ZM99 44H101L100 42H99ZM104 44H105V46H104ZM142 44H145V47H144V45H142ZM161 44V45H160ZM168 44V45H167ZM222 44V45H221ZM83 45V48H81L80 46H82ZM86 45H87V48H86ZM98 45V46H97ZM115 45V46H114ZM118 45H120V50L118 49V53H116V50H113L115 47L117 48V46ZM152 46L151 47V49H149V48H147L146 49V46ZM162 46V48L160 47V46ZM184 45V46H183ZM223 45H225V46H223ZM239 45H241L240 47H239ZM78 46H79V48H78ZM90 46V47H89ZM149 46V47H150ZM159 46V47H158ZM89 47V48H88ZM95 47V48H94ZM104 47V48H103ZM112 47H114V48H112ZM172 47V48H171ZM183 47H185L186 48V50H185V48H183ZM192 47H194V50H193V48ZM197 47V48H196ZM222 47V48H221ZM238 47V48H237ZM86 48V49H85ZM94 48V49H93ZM101 48V50L100 51H103L101 54H100V51L98 50V49H100ZM143 48V49H142ZM160 48V49H159ZM170 48H171V50H170ZM176 48H178V49H176ZM223 48H225L224 50H222ZM240 48V49H239ZM92 49L94 50L93 51V53H92ZM103 49V50H102ZM111 49V50H110ZM149 49V50H148ZM214 49V50H213ZM216 49V50H215ZM39 50V51H38ZM87 50L89 51H91L90 52V54H89V52H87ZM110 50V51H109ZM114 51V53H111V51ZM142 50V51H141ZM154 52H153V51ZM168 50V51H167ZM170 50V51H169ZM212 50V51H211ZM222 50V51H221ZM248 50H250V51H248ZM262 50V51H261ZM105 51H108V53H110L112 56H114L115 55V53H116V55L114 56V58H112L111 57V55H109V54H107V52H106V54H107V56H110V58L109 57H107V56H105L106 54H105ZM112 51V52H113ZM119 51H120V53H119ZM142 52V54H141V52ZM183 51H186V53L185 52H183ZM191 51H193L192 52V54L190 55V52ZM215 51V52H214ZM42 54H40V53ZM140 52V53H139ZM156 52V54H153V53H155ZM158 52V53H157ZM168 52V53H167ZM170 52V53H169ZM220 52V53H219ZM223 52V53H222ZM225 52V53H224ZM228 52H229V54H228ZM261 52H262V54L263 55H260L261 54ZM103 53H104V55H103ZM146 53H147V55H146ZM149 53V54H148ZM242 53H246L247 55H249L250 54V56L249 57H247L246 56V54H245V56H241L242 55ZM93 54H95L96 56H94ZM119 54V55H118ZM131 54V55H130ZM132 54H133V57H132ZM139 54V55H138ZM143 55L142 56V58L140 57L141 55ZM170 54H177V56L176 57H174V56H172V55H170ZM181 54V55H180ZM227 54H228V57L231 59H229L228 57H225V56H227ZM241 54V55H240ZM254 56V57H252V55ZM117 55H118V57H117ZM130 55V56H129ZM138 55V56H137ZM145 55V56H144ZM150 55V56H149ZM167 55H170V57H169V59H170V62H168V56ZM180 55V56H179ZM188 55V56H187ZM194 57H193V56ZM258 55H259V57H258ZM92 56L93 57H96L95 59L94 58H92ZM120 56V57H119ZM121 56H123V57H121ZM137 56V57H136ZM172 56V57H171ZM238 56V57H237ZM257 56V57H256ZM50 57V58H49ZM116 57V58H115ZM136 57V58H135ZM178 57V58H177ZM220 57H223L224 58V60L222 61V59L223 58H221L220 59ZM233 57L235 58V57H237V58H235V60L233 59ZM256 57V58H255ZM166 58V59H165ZM174 58H176V59H174ZM204 58H205V60H204ZM210 58H212V60H216V62H214L213 61V63L212 62H210ZM225 58H226V60H228L229 62H230V64H231V61L232 62H235L236 61V63L237 62H240V63H237V64H235L234 63V67H233V65L230 67V66H228V65H230L229 64V62L228 61H226L225 60ZM228 58V59H227ZM240 58V59H239ZM243 58V59H242ZM248 58V59H247ZM249 58H251L250 60H249ZM255 58V59H254ZM260 59V61H259V59ZM168 59V60H167ZM174 59V60H173ZM177 59H179L178 61H176ZM191 59V60H190ZM199 59V60H198ZM233 59V60H232ZM238 59V60H237ZM246 60V61H244L243 62V60ZM254 59V60H253ZM46 61V63H44L45 61ZM48 60V61H47ZM49 60L51 61V62H49ZM143 60H146V62L145 61H143ZM173 60V61H172ZM198 60V61H197ZM209 60V61H208ZM139 61H141V62H139ZM148 61V62H147ZM176 61V62H175ZM204 61H206V62H204ZM225 61H226V63H225ZM251 61L253 62V63H251ZM89 62V63H88ZM91 62V63H90ZM139 62V63H138ZM186 62V63H185ZM188 62V63H187ZM190 62H193L192 64L190 63ZM209 62H210V64H209ZM225 63V66L227 67H229V68H231V69H229V70H226V68H225V73L223 72V65L224 64H222V63ZM256 62H257V64H256ZM142 63V64H141ZM173 63V64H172ZM214 63H216L217 65H214ZM45 64V65H44ZM153 64H154V66H153ZM181 64V65H180ZM204 66H203V65ZM209 64V65H208ZM220 64V65H219ZM222 64V65H221ZM226 64H228V65H226ZM150 67H149V66ZM152 65V66H151ZM156 65V66H155ZM179 65V66H178ZM260 65V66H259ZM42 66V67H41ZM178 66V67H177ZM183 66V67H182ZM187 66V67H186ZM221 68H220V67ZM86 67H88V68H86ZM90 67V68H89ZM147 67H148V69L150 70V68H151V70L150 71H147ZM187 69H186V68ZM213 67H215V68H213ZM85 68V69H84ZM94 68V69H93ZM176 68V69H175ZM180 68V69H179ZM213 68V69H212ZM216 68H219V69H217L216 70ZM44 69V72H42V70ZM86 69H89L88 70V72L87 71H85ZM98 69V70H97ZM189 69V70H188ZM222 69V70H221ZM46 70V71H45ZM215 70L217 71V72H215ZM218 70H220L221 71V73H220V71H219V73L220 74H217L218 73ZM85 71V72H84ZM151 71H153V72H151ZM227 71H229V72H227ZM47 72V73H46ZM95 73H97L96 75H95ZM45 74V75H44ZM46 74H47V76H46ZM139 74V75H138ZM142 74V75H141ZM151 74V75H150ZM217 74V75H216ZM222 74V75H221ZM74 75H73V77H74ZM95 75V76H94ZM99 75L98 76H96L95 78H98L99 77ZM155 75H158V76H155ZM219 75V76H218ZM21 76V77H20ZM22 76H24L23 78H22ZM45 76L48 78H45ZM138 76V77H137ZM26 79V78H28L27 80H26V82H24V83H21V81L19 80V79ZM245 78V79H244ZM44 79H47V80H44ZM157 79H155V80H157ZM160 79V80H159ZM44 80V81H43ZM104 80H106V82L104 81ZM112 80V81H111ZM166 81V82H162V81ZM232 80H234V81H232ZM253 80H255V81H253ZM138 81V82H137ZM256 85H254L252 82ZM105 82V83H104ZM155 82V81H154ZM162 83H164V84H162ZM245 83V84H244ZM246 83H247V85H246ZM251 84V85H249V84ZM259 83V85L260 86H263V84H260ZM244 84V85H243ZM161 85V86H160ZM230 85H231V87H230ZM234 85V86H233ZM236 85V86H235ZM242 85V87L244 88V90H242L241 88L242 87H240ZM252 85L254 86V87H252ZM140 86V87H139ZM168 86V87H167ZM170 86V87H169ZM232 86H233V88H232ZM237 86H239V88H240V90H238V87ZM245 86V87H244ZM138 87H139V89H138ZM234 87L236 88L237 87V89L236 90H234V91H232L233 89H234ZM251 87H252V89H251ZM264 87V86H263ZM167 88V89H166ZM255 90H254V89ZM33 89H37L36 91H38V93L41 91V93H43V94H41V93H37L35 90H33ZM136 89H138V90H136ZM173 90L172 92H171V90ZM35 91L36 93L35 94H37L36 96H34L35 94H34V92L33 91ZM229 90H231V92H234L236 95L238 94V92L236 93V91H241V93L242 92H244V91H247V92H244V94H240V92H239V94L240 95H242V97L240 96V97H235V99L237 98V100H235L236 102H234L233 100H234V93H229V91L227 92V91ZM29 91H30V93H29ZM257 91V90H256ZM257 91V92H258ZM33 93V95H32V93ZM157 92V91H156ZM161 92H162V90H161ZM261 92V91H260ZM259 92V93H260ZM29 93V94H28ZM49 93V94H48ZM57 93V94H56ZM118 93V94H119ZM159 93V94H158ZM157 93V96L158 95H164V94H167V93H164V94H160V92H158ZM51 94V95H50ZM156 95V93L154 94V96ZM229 95V96H228ZM233 95V96H232ZM259 95V94H258ZM260 95H262V93H260ZM263 95H264V91H263ZM46 96V97H45ZM48 96V97H47ZM61 98H59V97ZM225 96V98L223 99V97ZM230 96H232L231 98H233V100L232 99H229L228 97H230ZM249 96V97H251V99L249 100V99H247V97ZM264 96H262V98H263ZM9 98H13V100H6V99H9ZM54 98L56 99V98H58V100L56 101V100H54ZM192 98V99H191ZM240 98V99H239ZM257 98H261V97H257ZM256 98V99H257ZM260 99V100H263V99ZM70 99H72L71 97H70ZM207 99L209 100L208 101V103H209V105L207 104ZM228 99V100H227ZM239 99V100H238ZM52 100H54V102L52 101ZM177 100V99H176ZM202 100L200 101V103L202 104V106H203V108H201L202 106H201V104L200 103H197V105L198 104H200V105H198V107L200 106V108H199V111L201 110H203L204 109V105H203V103H202ZM259 100V101H260ZM19 101H23L21 104L19 103ZM36 101V102H35ZM194 101V102H193ZM222 101H223V103H222ZM225 101H226V103H225ZM233 101V103H230V102H232ZM254 102H255V99L253 100ZM252 101V102H253ZM258 101V99H257V102L256 103H254L253 102V105L254 104H259V108H261L262 106H261V104L260 103H258L259 102ZM27 102H29V103H27ZM42 102V103H41ZM177 102H178V100H177ZM196 102V103H195ZM210 102H211V104H210ZM230 103V104H228V103ZM241 103V102H238V104H239V106H238V104L236 105V107L238 106L239 108L241 107V109H239V108H237V109H239V112L241 111V112H243L244 114H249L250 112H251V110L252 109H254V107L256 106H254L253 107V105H252V107L249 105V104H245V103ZM264 102V101H263ZM26 103H27V105H26ZM33 103V104H32ZM39 103H41V104H39ZM221 103V104H220ZM20 104V105H19ZM30 105V107L28 108V106ZM111 104H113V101L111 102ZM241 104L242 105H244L243 107L241 106ZM31 105H33V106H31ZM213 105H212V107H213ZM235 105H233V106H235ZM250 107H249V106ZM39 106H35L34 108H38L39 109ZM192 106V105H191ZM190 106V107H191ZM256 106V107H257ZM41 108L39 109V110H42V107L43 106H40ZM51 107H52V105H51ZM198 107H196V108H198ZM205 107V108H206ZM208 107V109L207 110H205L204 109V111L206 112H208L209 111V109H211V108H209ZM235 107V108H236ZM247 107H248V109L249 108H251V109H247ZM256 107H255V109H256ZM263 107H264V104H263ZM192 108V109H193ZM195 108V109H196ZM108 110H116V106L114 107V104L112 105V109H110V108H107ZM121 109V108H120ZM236 109V110H237ZM244 109H247L248 110V112H245L246 110H244ZM20 109H19V111H21ZM122 111H125V109H123ZM200 111V112H201ZM203 111V112H204ZM5 112H11V113H5ZM196 112H198L197 110H196ZM199 112V113H200ZM206 112V113H207ZM27 113V112H26ZM33 113H35V112H32V114ZM38 113V115L40 114L41 116H42V118H43V116L45 115V117L42 119L41 117L40 118H38L41 122H39L38 121V119H37V121L35 120V123L36 124H40V126H41V128H40V126L38 125L37 126V128L34 130V132L35 131H38V129L40 130L39 131V133L41 132V130L43 131L42 133H44V135L42 134V133H40V134H37L36 135V137L38 138V136H40L39 137V141H38V139H36V137H35V135H34V137H32L30 134H28L27 136H28V138H27V136H26V134H27V132H24L25 134L23 135L24 136V138L28 141V143H23V144H18L19 146H17L16 144H17V141H15L13 144H8V145H4L3 143H0V166L1 167H3V168H5V171H13V169H14V166L13 165H17V164H20V166L21 167H23V166H26V165H28V164H30L31 162H34L35 164H37V163H40V162H42V160H45V161H50L55 167H59L60 169H62V170H64V171H71V170H74V169H76V168H79V167H82V165L84 166L85 164H87V162L88 161H96V160H99V159H102L104 156H107V155H109L110 153H112V152H110L111 150H109V149H111V147H107V148H104V149H101V151H103V150H106L107 152H100L101 153V155H100V153L98 154V156H95L93 153L94 152H92V151H90V152H88V153H86V155H84L85 153L84 152H80V153H82V154H80V153H78L79 152V149H80V146H78V147H76V146H74V147H76V149L77 150H75L74 148L72 149V147L73 146H71V147H69V148H56V147H54L55 145L54 144H56V143H50L52 140H50L49 139V142H48V138H50V137H54L55 135H57L58 134V129L56 128V127H54V126H56L55 124L56 123H54V121H55V117H57V115L56 114H54V113H52V114H54L53 115V118L51 117L52 115H51V113H49L48 111L47 112H44V110H42V112L40 113V112H37ZM201 114H202V112H201ZM34 115V114H33ZM35 115H37V114H35ZM47 115H51L50 117H48ZM191 115H189V118H191L190 117ZM37 117V116H36ZM46 117H48L47 119H48V121H47V123L45 122L46 120H45V118ZM52 120H54V121H52ZM52 121V122H51ZM30 122H34V119L33 120H31ZM39 122V123H38ZM49 122V123H48ZM54 123V124H52L51 125V123ZM56 122V121H55ZM22 124V123H21ZM19 125V126H18ZM17 126L18 127H20V124H18ZM49 125H51L52 126V128H51V126H49ZM46 126H49L48 127V129H46L45 127ZM18 127L16 128V132L17 133H21V132H19L17 129H18ZM46 130H45V129ZM57 133V134H56ZM30 135V136H29ZM47 136V137H43V136ZM26 136V137H25ZM49 136V137H48ZM29 139V140H28ZM30 139H31V141H30ZM29 141H30V143H29ZM53 142H54V140H53ZM16 143V144H15ZM40 143V144H39ZM52 146V147H51ZM79 148V149H78ZM114 149V148H113ZM94 150V149H93ZM109 150V151H108ZM132 150H134V149H132ZM136 150V149H135ZM135 150H134V152H132L131 151V149H129L128 150V153H130L131 155H133V156H135L136 157V153H137V150H136V152H135ZM144 152H139V154H141V156L139 155V156H137V157H143V161L141 162V163H144V164H150L151 163V161H149V159H151V158H149V157H151L153 154H151V153H153V151H152V149H148V150H146V152H145V150H143ZM106 153V154H105ZM109 153V154H108ZM40 154V155H39ZM103 154V155H102ZM93 156H95V157H93ZM115 156H118V154L117 155H115ZM164 157H160V158H157V159H163ZM177 159H178V161H180L181 160V162L180 163H185V162H187L188 160L186 159V161H185V159L184 158H179V157H176ZM176 159V160H177ZM180 159V160H179ZM136 160L137 161H139L137 158H136ZM152 160V159H151ZM184 161V162H183ZM37 162V163H36ZM101 162H102V160H99V161H96V163H97V165H100L101 164ZM140 162V161H139ZM139 162H134V163H137L138 165H140L141 166V164L139 163ZM189 162V161H188ZM84 163V164H83ZM189 164L191 165H193V163L192 162H189ZM195 165V164H194ZM214 171H215V169H214ZM217 172V171H216ZM26 182L24 181L23 182V184H25ZM26 184H29V182H27ZM25 184V185H26ZM117 249H119V252L118 253H116L117 251H115V253L114 254H119V255H121V254H123V253H121L122 251H120V249L121 250H123V246H119L118 248H115V250H117ZM1 255H3V253H1L0 254V256ZM2 257H4V256H2Z\"/></svg>",
    "mask_w": 264,
    "mask_h": 264
}]
</instances>
